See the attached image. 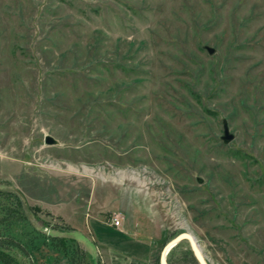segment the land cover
Segmentation results:
<instances>
[{
  "label": "rangeland",
  "instance_id": "374dc122",
  "mask_svg": "<svg viewBox=\"0 0 264 264\" xmlns=\"http://www.w3.org/2000/svg\"><path fill=\"white\" fill-rule=\"evenodd\" d=\"M121 207L147 260L91 232ZM184 233L264 264V0H0V264H161Z\"/></svg>",
  "mask_w": 264,
  "mask_h": 264
},
{
  "label": "crops",
  "instance_id": "0c3cea01",
  "mask_svg": "<svg viewBox=\"0 0 264 264\" xmlns=\"http://www.w3.org/2000/svg\"><path fill=\"white\" fill-rule=\"evenodd\" d=\"M97 193L98 192H96L95 190L91 193L90 210L96 214H100L99 216H102L101 212H104V211L109 212V211H111V210H109L111 208H106V206L104 207L102 204L99 203V200H98L99 196ZM103 194H104V192H103ZM109 194H110L109 191L106 192L105 193L106 197H107V195L109 196ZM122 195H126V193L123 192ZM122 205L124 206V204H122ZM133 205H134L133 208L135 209V211L139 210L138 207H140V206L138 203L134 202ZM112 209H115V208H112ZM120 213H122V215H123L122 224H121V227L123 229L121 227L116 228V227L112 226L105 219H100L99 217H92L94 223H93V227H91V232L96 235L98 243L103 247H106L107 245H109L112 242L109 239V237H107V235H109L108 233H114V235H116V238L113 241V243L118 244V247L120 249L122 248L123 250H127L130 248L131 252H133V253H131L132 254L131 255L130 252L127 250L128 252L126 253V256H128L129 258L147 260L148 255H147V248L146 247L141 249L142 251L140 253H138L137 251H132V249L130 247V246H133L134 244H136L134 249L138 250L139 248H142L140 246V244H143V245L145 244V246H146L145 242H143L139 238H137L138 236L135 237V239H137V241L133 240L134 237L129 233L130 231H128V227H131L133 225V222H137L136 221V219H137L136 215L133 217V221H132L130 216H127V213H128L127 210L122 208V211H120ZM96 223H98V224H96Z\"/></svg>",
  "mask_w": 264,
  "mask_h": 264
},
{
  "label": "water",
  "instance_id": "95a60500",
  "mask_svg": "<svg viewBox=\"0 0 264 264\" xmlns=\"http://www.w3.org/2000/svg\"><path fill=\"white\" fill-rule=\"evenodd\" d=\"M206 50L208 51V53L210 55H213L215 53V49L211 48V47H206ZM234 140V135L230 133L229 127L227 125V123L224 124V136H223V141L228 144L230 142H232ZM45 143L49 146H53L57 144V140L55 138H53L52 136H46L45 138ZM183 240H188L190 242L192 251L194 253V256L196 257L197 261L199 262V264H208L207 261L205 260V258L203 257V255H201V250L199 248V246L197 245L195 238L193 236H191L190 234L184 233L181 234L179 236H177L176 238H174L171 242H169L163 249L162 253H161V257H160V261L161 264H167V255H168V251L166 252L167 247L171 245L170 249H172L174 246H176L177 244H179L180 242H182ZM170 251V250H169ZM166 252V253H165Z\"/></svg>",
  "mask_w": 264,
  "mask_h": 264
},
{
  "label": "built area",
  "instance_id": "2783aa9c",
  "mask_svg": "<svg viewBox=\"0 0 264 264\" xmlns=\"http://www.w3.org/2000/svg\"><path fill=\"white\" fill-rule=\"evenodd\" d=\"M121 217L122 216L120 215V213H114L110 216L108 223L116 228H119L121 226Z\"/></svg>",
  "mask_w": 264,
  "mask_h": 264
},
{
  "label": "trees",
  "instance_id": "16d2710c",
  "mask_svg": "<svg viewBox=\"0 0 264 264\" xmlns=\"http://www.w3.org/2000/svg\"><path fill=\"white\" fill-rule=\"evenodd\" d=\"M8 259L5 260V264H13V261L11 258L7 257Z\"/></svg>",
  "mask_w": 264,
  "mask_h": 264
},
{
  "label": "bare ground",
  "instance_id": "6f19581e",
  "mask_svg": "<svg viewBox=\"0 0 264 264\" xmlns=\"http://www.w3.org/2000/svg\"><path fill=\"white\" fill-rule=\"evenodd\" d=\"M190 235H191V234H190ZM191 236H192V235H191ZM197 244H198V243H197ZM171 245H172V244H170V245L167 247L166 252H167V251L170 252L169 250H171V249H170ZM199 248H200V247H199ZM166 252H165V253H166ZM201 253H202V252H201ZM201 255H202V254H201Z\"/></svg>",
  "mask_w": 264,
  "mask_h": 264
}]
</instances>
